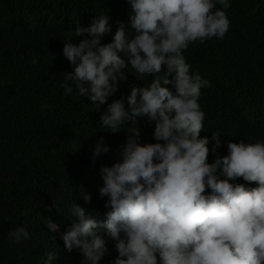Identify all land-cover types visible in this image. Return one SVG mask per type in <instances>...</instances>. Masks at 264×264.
<instances>
[{"label": "clouds", "instance_id": "clouds-1", "mask_svg": "<svg viewBox=\"0 0 264 264\" xmlns=\"http://www.w3.org/2000/svg\"><path fill=\"white\" fill-rule=\"evenodd\" d=\"M127 3L130 23H119L112 42L102 43L112 32L106 11L88 27L77 23L64 40L63 56L73 68L63 74L64 95L75 91L97 109L107 104L100 126L128 135L115 162L100 169L103 186L98 191L110 209L106 220L72 202L70 230L53 221L46 224L51 241L65 244L68 253L79 251L81 264H101L109 240L118 253L111 264H264V139L230 142L221 157V135L214 132L211 151L217 154L208 162L210 140L201 137L205 113L199 100L202 89L211 85L192 72L183 54L192 43L225 38L230 0ZM74 37L83 39L73 44ZM129 69L140 80L154 78L108 104ZM140 118L154 124L156 143L142 144ZM110 150L101 137L91 158ZM240 178L257 186L237 183ZM79 199L92 201L83 186ZM8 239L21 243L31 236L21 226ZM44 251L39 254L43 262L35 264H44ZM46 256L52 264L54 255Z\"/></svg>", "mask_w": 264, "mask_h": 264}, {"label": "trees", "instance_id": "trees-1", "mask_svg": "<svg viewBox=\"0 0 264 264\" xmlns=\"http://www.w3.org/2000/svg\"><path fill=\"white\" fill-rule=\"evenodd\" d=\"M230 3L225 38L192 43L183 53L192 72H199L211 85L202 89L199 100L205 113L201 137L210 140L209 163L217 153L226 156L230 142L264 139V0ZM104 11L112 28L102 40L107 44L119 23H130L127 0H0V264L43 262L39 254L44 250V264L46 253L54 255L52 264H81L79 251L68 253L65 244L59 247L51 241L46 224L53 221L70 230L72 202L106 220L110 209L105 207L107 197L99 195L100 169L115 162L128 133H112L100 126L107 104L97 109L75 91L65 96L61 87L63 74L73 71L63 56L64 40L77 23L88 27ZM82 39L74 37L70 42L78 44ZM128 71L108 104L154 78L146 76L142 81ZM139 126L142 144L157 142L154 124L140 118ZM214 132L221 135L217 153L211 151ZM101 137L111 150L93 161L92 150ZM236 182L257 186L242 178ZM81 186L91 194V203L79 199ZM21 226L31 239L21 243L8 239V233ZM107 247L101 264H111L118 256L113 241Z\"/></svg>", "mask_w": 264, "mask_h": 264}]
</instances>
